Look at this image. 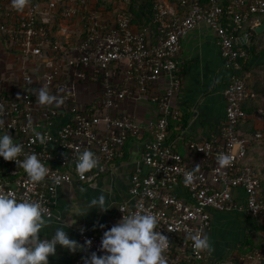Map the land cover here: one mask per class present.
<instances>
[{
    "label": "built area",
    "instance_id": "2783aa9c",
    "mask_svg": "<svg viewBox=\"0 0 264 264\" xmlns=\"http://www.w3.org/2000/svg\"><path fill=\"white\" fill-rule=\"evenodd\" d=\"M96 1L27 0L18 12L11 0H0V37L8 39L18 54L19 77L13 83L0 82V134H10L22 146L18 159L34 153L48 168L43 181L32 182L14 160L0 157V192L11 191L17 199L38 202L53 219L60 186L95 185L123 156L127 141L139 139L141 151L130 175L129 199L118 206L114 223L124 214H154L157 230L168 239L163 253L166 264L263 261L264 249L239 256L237 263L230 257H212L209 250L194 251L191 235H205L211 228V210H243L255 217L264 213L260 175L246 160L248 140L234 129L245 117L242 103L255 97L237 73L248 55L239 30L251 15L264 14V0H156L154 27L143 28L133 22L127 9L130 0H124L112 17L96 8ZM201 22L215 31L232 74L224 91L225 119L218 134L190 143L199 162L192 166L173 148L168 135L171 123L182 119V111L171 102L181 86V40ZM62 37L67 46L61 43ZM65 53L67 58L62 56ZM42 60L45 73L38 76L36 63ZM163 76L168 77L165 91L154 90ZM40 86L61 103L39 105ZM130 98H147L156 106V116L140 121L120 111ZM258 114L264 118V101ZM35 133H40L43 143ZM85 149L95 154L98 166L80 177L75 157ZM220 153L232 156L230 166H217ZM193 169V182L185 186L184 175ZM53 173L62 177L60 186L48 179ZM235 188L244 190V201L237 200ZM103 231L77 229L78 243L84 245L90 239L91 244L84 245L73 264H84L92 251L102 254Z\"/></svg>",
    "mask_w": 264,
    "mask_h": 264
},
{
    "label": "crops",
    "instance_id": "0c3cea01",
    "mask_svg": "<svg viewBox=\"0 0 264 264\" xmlns=\"http://www.w3.org/2000/svg\"><path fill=\"white\" fill-rule=\"evenodd\" d=\"M263 20L264 14H253L239 30L241 43L248 55L243 59L242 69L237 73L243 75L247 86L255 93L254 98L243 103L245 117L240 121L238 130L248 140L246 160L260 175V190L264 199V118L258 114V104L264 100V30L258 33L254 31V27ZM245 33L249 35L245 37ZM9 55V62L16 61L14 55ZM178 57L181 86L171 97V102L182 111V119L180 122L171 123L168 140L192 166H198L196 156L190 151V143L218 134L225 119L224 91L230 82L232 71L221 55L215 31L204 22L188 31L182 38ZM17 63L13 65V70L4 67L0 71L4 74L14 71L16 74ZM0 81L7 80L0 78ZM167 83L168 77L163 76L155 84L154 90L164 92ZM155 107L147 98H130L122 103L120 111L128 112L142 121L156 116ZM141 144L142 140L139 139L127 141L123 156L112 165L110 172L99 177L95 185L73 183L60 186L54 200L55 217L41 230L39 237L50 238L59 226L67 231L69 238L78 242L79 227L99 232L115 224L118 206L129 199L130 175L139 157ZM179 192L183 193L182 190ZM101 193L111 207L105 211L94 207L84 215H75L83 212L89 200ZM234 195L238 201L245 199L242 188H235ZM211 214V228L205 235L209 238V252L212 257L236 256L246 238L256 246L264 245V216L255 217L243 210H211ZM62 221H69L71 226L68 227ZM100 224L105 227L101 228ZM81 249L70 252L57 245L55 255L49 257V264H73Z\"/></svg>",
    "mask_w": 264,
    "mask_h": 264
},
{
    "label": "clouds",
    "instance_id": "9594fccd",
    "mask_svg": "<svg viewBox=\"0 0 264 264\" xmlns=\"http://www.w3.org/2000/svg\"><path fill=\"white\" fill-rule=\"evenodd\" d=\"M12 7L21 12L27 0H11ZM36 102L39 105L59 104L61 100L40 86L36 93ZM13 125L10 123L9 127ZM37 140L43 143L40 133H35ZM22 153V146L13 141L8 133L0 134V157L6 161H15L22 168L32 182H41L48 174V168L36 154H26L18 159ZM232 156L220 153L216 157L217 166L221 169L230 166ZM98 166V160L90 150L78 152L75 157V171L83 177L86 173ZM184 175L185 186L191 185L193 173ZM48 179L55 186L62 184V177L53 173ZM105 211L111 207L106 202L103 193L89 200L85 210L76 213V216L86 214L92 208ZM124 213V212H123ZM51 222L45 209L35 201L17 199L11 191L0 192V264H49V257L55 255L57 245L70 252H76L84 245H90L91 240L86 239L84 245L69 238L63 227H56L48 239H41L39 233ZM68 227L71 223L62 221ZM158 219L154 214L135 212L123 217L110 228L103 231L99 248L100 255L92 251L84 259V264H166L164 250L167 237L157 229ZM101 228L105 226L100 224ZM194 251L211 250L207 235L196 233L191 235Z\"/></svg>",
    "mask_w": 264,
    "mask_h": 264
},
{
    "label": "trees",
    "instance_id": "16d2710c",
    "mask_svg": "<svg viewBox=\"0 0 264 264\" xmlns=\"http://www.w3.org/2000/svg\"><path fill=\"white\" fill-rule=\"evenodd\" d=\"M156 0H130V2L128 3L127 9L128 11L132 14L133 16V22L135 24H137V26L139 28H143V27H154V23L152 21L153 17H152V6L154 4ZM173 1V0H171ZM228 0H225V2ZM124 0H97L95 2V4H93L96 8H99V10H101L100 8H102L103 13L105 15H110L111 17L114 16L113 14L116 13L117 9H120L121 5H123ZM224 2V3H225ZM76 34L79 33L78 30L74 31ZM64 37H62V41L61 43L64 44L65 46H67L66 42L63 40ZM2 41H7L8 43V47L7 45L5 46L6 52L8 54L14 55L15 58H17V52L11 48L10 42L8 39L6 38H1ZM6 43V42H5ZM63 58H67L66 53L62 55ZM29 60H31V58H29ZM12 64H9V66H11L9 69L14 68V64L15 62H18L17 59L15 60H11ZM10 62V63H11ZM33 70V69H32ZM35 72L38 76H42L45 73V69H44V65H43V60L40 63H36V68H35ZM4 75V74H2ZM10 78L8 79V81L10 83H13L14 80H18V75L17 73L14 74V71L9 73ZM5 76V75H4ZM264 101V100H263ZM262 102V101H261ZM258 104V107L262 104V103ZM244 103V102H243ZM243 103H242V108H243ZM244 111V109H243ZM262 118V116H261ZM242 119H239V121L236 123L234 129H235V133H237L238 135L243 136L240 131L238 130V126L239 123ZM248 150V149H247ZM248 162V161H247ZM249 163V162H248ZM256 171V170H255ZM257 172V171H256ZM260 194H261V190H260ZM262 197V195H261ZM264 201V199H263ZM264 216V213L259 216L262 217ZM248 243H251L250 245ZM242 246L241 249H239L240 253H237L236 256L234 257H230L235 263L239 262V256L243 255H247L248 253L254 252L256 250H260V249H264V245L262 246H256L250 239L246 238L245 241L242 242ZM225 259V258H224ZM263 261H260L259 264H263Z\"/></svg>",
    "mask_w": 264,
    "mask_h": 264
},
{
    "label": "rangeland",
    "instance_id": "374dc122",
    "mask_svg": "<svg viewBox=\"0 0 264 264\" xmlns=\"http://www.w3.org/2000/svg\"><path fill=\"white\" fill-rule=\"evenodd\" d=\"M1 38L2 37H0V70L1 69H3L4 67L8 70L11 66H9V64H10V62H9V60H10V55L6 52V45H7V47H8V43H7V41L5 40V41H2L1 40ZM6 42V43H5ZM1 46L5 49H3V48H1ZM8 50V49H7ZM9 51V50H8ZM0 72H2V71H0ZM2 74H4V72H2ZM1 73H0V78L2 79V80H7L8 81V79L10 78V75H9V73L7 72V73H5L4 75H2ZM0 82H2V81H0Z\"/></svg>",
    "mask_w": 264,
    "mask_h": 264
},
{
    "label": "water",
    "instance_id": "95a60500",
    "mask_svg": "<svg viewBox=\"0 0 264 264\" xmlns=\"http://www.w3.org/2000/svg\"><path fill=\"white\" fill-rule=\"evenodd\" d=\"M263 30H264V20H263L262 23H260L259 25H257V26L254 27V31L257 32V33L258 32H261Z\"/></svg>",
    "mask_w": 264,
    "mask_h": 264
}]
</instances>
